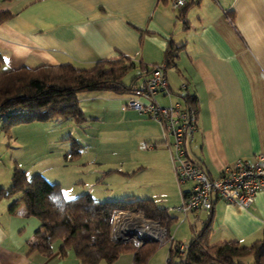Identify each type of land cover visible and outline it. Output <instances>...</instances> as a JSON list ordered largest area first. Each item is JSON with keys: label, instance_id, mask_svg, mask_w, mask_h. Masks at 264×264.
I'll list each match as a JSON object with an SVG mask.
<instances>
[{"label": "crops", "instance_id": "1", "mask_svg": "<svg viewBox=\"0 0 264 264\" xmlns=\"http://www.w3.org/2000/svg\"><path fill=\"white\" fill-rule=\"evenodd\" d=\"M174 1L0 0L2 71L69 64L90 69L99 62L127 59L135 64L132 70H138L131 78L138 83L142 65H162L173 43L178 58L165 71L168 90L157 95V101L163 107L188 106L185 98L195 99L196 108L191 106L197 113V132L186 146L187 156L216 179L235 161L254 163L264 154V0H184L183 7L173 9ZM127 97L82 94L83 125L96 129L97 155L113 157L108 172L135 178L161 166L171 194H164L159 200L164 206H159L157 196L123 193L118 185V196L105 199L127 195L124 198L154 201L176 219L168 227L159 225L176 242L188 243L202 231L205 215L168 211L182 204L192 185L178 186L161 126L125 109ZM2 190L6 186L0 185ZM13 201L0 198V264H80L73 254L62 258L58 247L48 256L30 252L41 223L28 217L22 206L11 214ZM145 221L142 212L118 214L112 234L120 240L145 236ZM182 222L186 228L179 227ZM180 229L184 232L178 238ZM187 236L191 238L183 242ZM262 240L264 190L247 210L215 200L208 246L237 242L250 247ZM155 254L149 264H167L169 248L153 259ZM243 263L252 264V259ZM113 264H134V256H121Z\"/></svg>", "mask_w": 264, "mask_h": 264}, {"label": "trees", "instance_id": "2", "mask_svg": "<svg viewBox=\"0 0 264 264\" xmlns=\"http://www.w3.org/2000/svg\"><path fill=\"white\" fill-rule=\"evenodd\" d=\"M178 52L179 48L173 43L168 45L163 63L165 71L174 65ZM3 63L0 56V114L15 112L2 123L5 127L67 120L80 124L86 121L80 110L82 94L110 92L116 96H130L138 85L137 79L126 83V77L135 67L127 59L99 62L90 69L69 64L2 71ZM185 100L196 108L195 99L186 97ZM73 144L72 157L79 156L82 147ZM77 147H80L78 151ZM11 181V188L2 190L0 198H14L8 208L11 214L22 206L28 217L40 221L38 241L29 247L30 252L44 256L58 247L62 258L73 254L80 264H113L124 255H133L134 264H149L162 245L150 242L138 248L133 242H115L111 236L115 213L142 212L146 220L167 227L176 222L166 209L158 208L152 200L127 197L96 202L90 194L71 200L64 196L60 185L48 182L39 174L28 177L20 169L14 170ZM210 229L211 216L203 221L202 231L187 243L184 257H180L176 249L181 243L173 238V243H167L168 264H245L243 261L248 258L252 259V264H264V240L250 247H242L237 242L208 246Z\"/></svg>", "mask_w": 264, "mask_h": 264}, {"label": "rangeland", "instance_id": "3", "mask_svg": "<svg viewBox=\"0 0 264 264\" xmlns=\"http://www.w3.org/2000/svg\"><path fill=\"white\" fill-rule=\"evenodd\" d=\"M137 73V69L131 70L125 79L126 82L129 83ZM83 124L84 122L78 124L72 120L13 127L0 124V185L6 186V190H9L14 170L20 169L25 171L28 177L39 174L48 182L60 185L67 199L72 200L90 194L96 202L122 200L127 195L122 199H105L108 196L117 197L118 185H121V190H125L123 193L157 196L156 202L159 206H164L160 202L163 200L162 196L171 194L169 193L171 189L161 166L135 178L108 172L113 157L108 153L97 155L96 129H90ZM84 131L87 134H84ZM83 136L87 138L86 141H83ZM73 143L82 147L81 149L77 147L76 151L80 149L79 156L72 157ZM112 148L109 142V150ZM9 199L12 200L13 197ZM200 214L201 217L204 215ZM181 226L186 228V223L182 222L179 227ZM174 229L175 226H172L171 233ZM183 232L184 230L180 229L178 238H181ZM136 238L137 236L133 241H137ZM189 238L191 237L187 236L182 240L186 242ZM168 248L169 244L160 246L153 259Z\"/></svg>", "mask_w": 264, "mask_h": 264}, {"label": "built area", "instance_id": "4", "mask_svg": "<svg viewBox=\"0 0 264 264\" xmlns=\"http://www.w3.org/2000/svg\"><path fill=\"white\" fill-rule=\"evenodd\" d=\"M184 5V0H176L173 2V9ZM167 90L165 65L152 67L142 65L138 85L133 94L127 97L125 109L145 115L161 126L178 186L192 185L189 192L183 196L182 204L168 211L183 215L202 213L205 215L203 220L205 222L212 215L216 199L247 210L253 204L255 195L264 190V154L258 155L254 163L235 161L227 166L218 178H210L202 168L190 162L187 156L186 146L193 141L197 132V113L191 105L183 106L179 103L168 107L159 105L157 95L166 93ZM13 114L15 112L1 113L0 124ZM145 222L152 227L157 225L159 230L154 231L155 233L151 231L149 237L152 238L154 234L156 242L161 245L173 243V237H169L165 228L154 222ZM176 249L178 255L184 257L188 244L181 243ZM169 261L168 257L166 263Z\"/></svg>", "mask_w": 264, "mask_h": 264}, {"label": "water", "instance_id": "5", "mask_svg": "<svg viewBox=\"0 0 264 264\" xmlns=\"http://www.w3.org/2000/svg\"><path fill=\"white\" fill-rule=\"evenodd\" d=\"M118 214L130 215L131 213H123V212H121V213H115V215H114V217H113V221L115 220V216H117ZM156 224L159 225V223H156ZM111 236H112V239H113L115 242H117V243H129V242L133 241V238H134V237H136V235L131 234V235H129L128 237H126L125 239L120 240V239H116V238L113 236V234H112ZM136 239H137V244H136V246H138L139 248H141L142 246H144V245H146V244H148V243H150V242H153V243L156 242L155 239H153V238H149V236L146 237V238H144V239L141 238V237H137ZM138 242H140V243H138Z\"/></svg>", "mask_w": 264, "mask_h": 264}, {"label": "bare ground", "instance_id": "6", "mask_svg": "<svg viewBox=\"0 0 264 264\" xmlns=\"http://www.w3.org/2000/svg\"><path fill=\"white\" fill-rule=\"evenodd\" d=\"M143 227H144L143 230H144V235L145 236L141 235L142 238L148 237L151 234V231H153V233L159 231L157 225H153V227H152L151 224H148L146 222L143 223ZM152 236H153V238L156 237L154 234Z\"/></svg>", "mask_w": 264, "mask_h": 264}]
</instances>
